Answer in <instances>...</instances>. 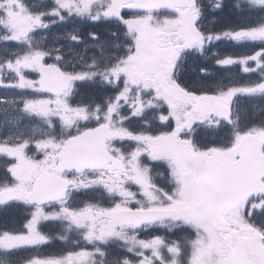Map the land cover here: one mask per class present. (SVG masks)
Returning a JSON list of instances; mask_svg holds the SVG:
<instances>
[{
  "label": "snow or ice",
  "instance_id": "6c2138e0",
  "mask_svg": "<svg viewBox=\"0 0 264 264\" xmlns=\"http://www.w3.org/2000/svg\"><path fill=\"white\" fill-rule=\"evenodd\" d=\"M0 264H264V0H0Z\"/></svg>",
  "mask_w": 264,
  "mask_h": 264
},
{
  "label": "flooded vegetation",
  "instance_id": "af4514ba",
  "mask_svg": "<svg viewBox=\"0 0 264 264\" xmlns=\"http://www.w3.org/2000/svg\"><path fill=\"white\" fill-rule=\"evenodd\" d=\"M197 66H198V65H197ZM197 66H193V64H192V60L189 61L188 68H187V72H188L189 74H194V73H193V70H194ZM86 91L89 92V93H91V92H93V89L89 88V89H86ZM18 215H19V213H16L15 211L13 212V217L18 216ZM51 250H58V248L51 249Z\"/></svg>",
  "mask_w": 264,
  "mask_h": 264
},
{
  "label": "rangeland",
  "instance_id": "374dc122",
  "mask_svg": "<svg viewBox=\"0 0 264 264\" xmlns=\"http://www.w3.org/2000/svg\"><path fill=\"white\" fill-rule=\"evenodd\" d=\"M233 19H235L234 17H232V18H230V20H233ZM236 20V19H235Z\"/></svg>",
  "mask_w": 264,
  "mask_h": 264
}]
</instances>
